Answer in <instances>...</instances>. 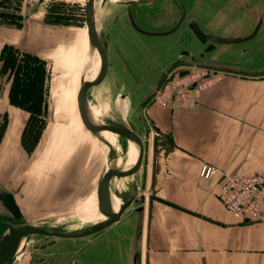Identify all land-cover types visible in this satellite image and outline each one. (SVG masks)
<instances>
[{"label":"crops","instance_id":"crops-1","mask_svg":"<svg viewBox=\"0 0 264 264\" xmlns=\"http://www.w3.org/2000/svg\"><path fill=\"white\" fill-rule=\"evenodd\" d=\"M124 1H131L133 20L144 31L168 32L179 15L174 0ZM183 1L191 12L189 0ZM247 3V9H231L239 17L236 30L214 34L245 36L260 20L255 35L237 43H214L183 23L165 34H145L132 26L126 6L106 20L102 82L128 116L135 114L128 127L148 135L150 187L158 196H145L133 235L115 232L114 222L87 240L59 238L44 245L46 264H264V200L257 220L238 219L222 204V173L210 181L199 176L208 163L224 174L258 175L264 188V0ZM197 54L195 63L228 75L202 92L193 110L152 102L163 71Z\"/></svg>","mask_w":264,"mask_h":264},{"label":"rangeland","instance_id":"rangeland-1","mask_svg":"<svg viewBox=\"0 0 264 264\" xmlns=\"http://www.w3.org/2000/svg\"><path fill=\"white\" fill-rule=\"evenodd\" d=\"M241 1L189 0L188 14L195 16L205 32L218 34L230 27L236 30L239 17L231 9H247V0L244 7L240 6ZM85 2L0 0V52L4 45L12 46L17 59L29 53L41 58L44 64L43 72L34 69L26 76L30 87L24 93L13 91L15 98L22 100L21 106L9 100L13 73L4 71L0 59V191H12L22 213L20 218H14L0 202V222L74 231L107 219L97 208L98 180L114 158L127 163L130 142L118 135L112 141L103 135L106 131H101L99 136L109 142L110 147L107 146L85 127L79 115L80 80L93 74L99 58L97 49L89 44ZM95 9L99 38L103 41L108 28L106 20L115 12L125 13V6L117 1L97 0ZM223 9L230 12L229 17L219 16ZM183 24L188 21L185 19ZM11 52L8 49L4 53V61ZM192 56L196 61L201 58L199 54ZM29 63L35 67L38 64L32 58ZM114 98L105 81L87 91V103L104 124L111 119L132 125L135 114L128 116L120 98ZM147 136H141L144 152L139 170L131 176L113 177L109 183L117 201L130 196L138 198L140 194L148 200L158 196L150 187L153 151ZM138 206L134 202L114 223L115 232L134 234ZM6 230L0 226V236ZM103 230L79 238L87 240ZM53 240L59 237L39 234L24 237L21 240L24 254L13 264H46L49 250L43 248Z\"/></svg>","mask_w":264,"mask_h":264},{"label":"water","instance_id":"water-1","mask_svg":"<svg viewBox=\"0 0 264 264\" xmlns=\"http://www.w3.org/2000/svg\"><path fill=\"white\" fill-rule=\"evenodd\" d=\"M126 4V11L128 14V17L130 19V22L132 26L137 29L140 32H143L145 34H165L168 32H171L172 30L176 29L181 20L183 19L184 14L179 17L175 25L168 31V32H149L144 31L140 29L134 22L132 13H131V1H125L123 2ZM94 0H86L85 2V23H86V29H87V35L89 39V44L91 48H95L98 51L99 57H100V70L93 81H84V78H81L80 80V88L77 93V106L79 115L81 117V120L85 127L91 131L95 136H98L102 142H104L107 146L110 147V144L108 141L104 140L99 136V133L101 131H109L112 133L117 134L118 136L126 139L127 141L134 142L139 147V155L137 157L136 162L134 165L127 169V170H119L115 167H109L99 178L98 184H97V203H98V211L103 214L105 217H107L106 220L96 222L94 224H91L89 226H86L84 228H81L79 230L74 231H68V230H61V229H55V228H49V227H43L38 226L30 223H24L20 225H14L10 222L3 221L0 222L1 226H5L7 228L6 232H4L0 236V264H11L14 258V254L17 250V248L21 245V240L31 234H39V235H47V236H54L59 238H79L83 236H87L90 234H93L95 232L101 231L114 222L118 221L120 217L125 213V211L129 208V206L132 204V202L137 203L139 206L136 209V211H141L143 207L141 206L145 201V195L140 194L139 197L130 196L129 198L123 200L118 207V210L114 212L111 208V206L108 204L107 198L109 196V183L113 177L116 178H123L127 176H131L134 173H136L142 162V156L144 152L143 147V140L140 136H138L133 128L128 127L124 125L123 123L113 122L109 121L107 124H101L100 126H95L90 118H89V112L87 107V91L92 86H97L102 82L104 79L108 60H107V54L105 51L104 43L101 42L95 28V22H94ZM189 20L191 21V24L193 28L196 30V32L204 37L205 39L212 41L214 43H237L245 41L252 36L255 35L257 32L260 20L256 23L252 31L245 36H235V37H222L217 36L214 34L206 33L198 23V21L194 17H190ZM192 59L195 60L194 57ZM0 202L4 205V207L10 212V214L14 218H20L22 216L21 210L19 208V205L17 204L15 197L12 192L10 191H0ZM136 257V255H135ZM134 257V260H135Z\"/></svg>","mask_w":264,"mask_h":264},{"label":"built area","instance_id":"built-area-1","mask_svg":"<svg viewBox=\"0 0 264 264\" xmlns=\"http://www.w3.org/2000/svg\"><path fill=\"white\" fill-rule=\"evenodd\" d=\"M196 59L171 66L163 71L152 90L151 101L170 109L193 110L199 97L215 82L228 75L227 72L199 65ZM223 175L221 201L233 216L245 221H254L261 216L264 188L258 175L245 173L224 174L219 168L202 163L199 176L210 181L215 175ZM24 254L21 245L17 248L11 264Z\"/></svg>","mask_w":264,"mask_h":264},{"label":"trees","instance_id":"trees-1","mask_svg":"<svg viewBox=\"0 0 264 264\" xmlns=\"http://www.w3.org/2000/svg\"><path fill=\"white\" fill-rule=\"evenodd\" d=\"M12 50L11 53H9V59L7 58V61L5 60L4 57V53L7 50ZM16 49H14L12 46H7L4 45L1 49L0 52V59H3V64L2 67L4 69V71H10V73H13V81L10 83V89H9V93H8V97L11 103H16L17 105H21L22 104V100L15 98L13 91L15 92H20L21 94L24 93L27 89V87H30L28 84V81L25 80L26 76L28 77L30 75V72L35 71L34 69H36V71L39 69L40 71L43 72V62L41 61V58H39L36 55L33 54H29V53H25L23 55L22 59H17V57L15 56V54L13 52H15ZM29 58H32L33 60L37 61V66H33L32 64L29 63ZM23 60H25V62L22 64H20V61L23 62ZM33 75V73L31 74ZM41 92V91H40ZM39 97V96H38ZM41 97V94H40ZM27 110H30L27 106H24ZM30 117L27 119L26 121V127L30 122ZM25 127V129H26ZM25 129L23 131V135L25 132Z\"/></svg>","mask_w":264,"mask_h":264},{"label":"bare ground","instance_id":"bare-ground-1","mask_svg":"<svg viewBox=\"0 0 264 264\" xmlns=\"http://www.w3.org/2000/svg\"><path fill=\"white\" fill-rule=\"evenodd\" d=\"M113 2H118V1H121V0H112ZM96 2H97V0H94V22H95V28H96V32H97V34H98V36H99V33H98V27H97V24H96V15H95V13H96V9H95V6H96ZM101 37V36H100ZM100 40H101V38H100ZM101 42H102V40H101ZM105 45V44H104ZM96 71H94L93 72V74L92 75H90V76H88V77H86L85 76V78L84 77H82V78H84V81H93V80H95V78L97 77V75H98V73H99V70H100V57L98 58V63H97V67H96V69H95ZM81 85V84H80ZM88 105H89V103H88ZM88 112H89V118H90V120H91V122L95 125V126H100L101 124H103V121L101 120V119H99L97 116H95L94 114H93V111L88 107ZM109 132V131H108ZM112 133V132H111ZM113 134H115V133H113ZM117 135V134H116ZM130 142V151H129V158H128V160H126L125 162H127V163H125V164H122L121 162H119L118 160H116L115 158H114V160L113 161H110L109 163H108V168L109 167H115L116 169H119V170H127V169H129V168H131L133 165H134V163L136 162V160H137V157H138V155H139V147L134 143V142H132V141H129ZM110 150H112V149H110ZM135 154V156H134V159H133V161H129L131 158H132V156ZM110 164H111V166H110ZM107 168V169H108ZM106 169V170H107ZM105 170V171H106ZM104 171V172H105ZM107 201H108V204L111 206V208H112V210L114 211V212H116L117 210H118V207H119V204L122 202L120 199H119V201H117L116 200V197L114 196V194H112L111 192H110V190H109V196H108V198H107ZM118 202H119V204H118ZM134 204V202H132V204L131 205H133ZM131 205L129 206V208L131 207ZM128 208V209H129ZM127 209V210H128ZM104 220H106V219H104ZM103 221V220H102ZM100 222V221H99Z\"/></svg>","mask_w":264,"mask_h":264},{"label":"flooded vegetation","instance_id":"flooded-vegetation-1","mask_svg":"<svg viewBox=\"0 0 264 264\" xmlns=\"http://www.w3.org/2000/svg\"><path fill=\"white\" fill-rule=\"evenodd\" d=\"M119 2L120 3H123L125 1L124 0H121ZM174 2H175L176 6H177V8L179 10V15H178V17L176 19V22L179 19V17L182 16V14H184L183 19L181 20V22H180L179 25H181V23H183L185 21V19H186L188 21V24H190L192 26L191 21L189 20L190 15L188 14V9H187V6H186L185 2L183 0H174ZM123 5L126 6L125 3H123ZM14 197H15V195H14Z\"/></svg>","mask_w":264,"mask_h":264}]
</instances>
